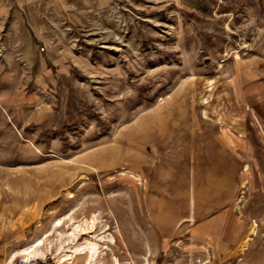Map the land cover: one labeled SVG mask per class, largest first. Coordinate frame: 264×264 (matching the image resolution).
Masks as SVG:
<instances>
[{
	"label": "rangeland",
	"instance_id": "obj_1",
	"mask_svg": "<svg viewBox=\"0 0 264 264\" xmlns=\"http://www.w3.org/2000/svg\"><path fill=\"white\" fill-rule=\"evenodd\" d=\"M52 23L0 29V264H264V0Z\"/></svg>",
	"mask_w": 264,
	"mask_h": 264
},
{
	"label": "crops",
	"instance_id": "obj_2",
	"mask_svg": "<svg viewBox=\"0 0 264 264\" xmlns=\"http://www.w3.org/2000/svg\"><path fill=\"white\" fill-rule=\"evenodd\" d=\"M114 0H0V29H52L53 19L99 16Z\"/></svg>",
	"mask_w": 264,
	"mask_h": 264
},
{
	"label": "bare ground",
	"instance_id": "obj_3",
	"mask_svg": "<svg viewBox=\"0 0 264 264\" xmlns=\"http://www.w3.org/2000/svg\"><path fill=\"white\" fill-rule=\"evenodd\" d=\"M125 167V166H124ZM97 221V218H93L92 221L89 223L92 227L95 225ZM62 221L60 220L56 227H61ZM89 227V226H87ZM81 226L75 225V223L72 224L71 227V234L70 236L73 237V239H77V233H79ZM45 241V240H44ZM44 241H40L37 244H34L30 246L29 248H26L20 252H18L14 257L17 258L18 256H23L27 259H33V258H44L47 254L52 255L53 254V247H44L45 243ZM113 241V240H111ZM63 247V246H62ZM64 248V247H63ZM63 248L59 247L57 254L55 255V258L57 259V262L60 264H73L74 260L77 258H84L85 264H100V249L98 246V243L94 242H88V244L84 247H77L76 245L72 248H68L69 251L63 250ZM102 264V263H101ZM118 264V261L115 259V263Z\"/></svg>",
	"mask_w": 264,
	"mask_h": 264
}]
</instances>
